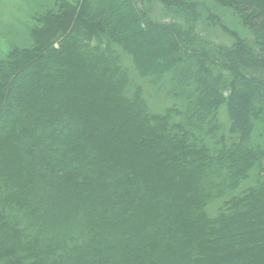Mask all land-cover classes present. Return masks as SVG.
<instances>
[{
	"label": "trees",
	"instance_id": "16d2710c",
	"mask_svg": "<svg viewBox=\"0 0 264 264\" xmlns=\"http://www.w3.org/2000/svg\"><path fill=\"white\" fill-rule=\"evenodd\" d=\"M215 1L251 40L184 0H57L0 59V264H264V0Z\"/></svg>",
	"mask_w": 264,
	"mask_h": 264
},
{
	"label": "rangeland",
	"instance_id": "374dc122",
	"mask_svg": "<svg viewBox=\"0 0 264 264\" xmlns=\"http://www.w3.org/2000/svg\"><path fill=\"white\" fill-rule=\"evenodd\" d=\"M56 1L0 0V59L5 58L13 49L28 48L32 45V30L37 26V19L55 9L57 5ZM67 1L72 2L74 0ZM184 1L190 4L197 16L199 15L201 20L197 22L198 29L211 40L225 45L231 44L234 41V36L239 39L251 40L252 33L250 30L234 14L233 10L226 7L223 3H218L215 0ZM146 8L150 17L158 20L170 19V16L163 11L160 3L151 2L146 4ZM125 64L131 67L129 60H125ZM139 83L142 85L144 95L150 105L155 107L153 110L156 111V108H161L163 105L171 106L172 101L163 96L162 92L155 94L152 84L145 80L139 81ZM40 88L41 85H39L38 89L40 90ZM219 120L224 127V131L227 130V119L224 109L220 111ZM113 148L116 157L110 160L106 158L108 162L106 164L104 161L105 169H102L105 177L110 178V180L115 179L120 162L122 163L130 159L127 155L123 156L121 152L122 150H126L127 146L116 144ZM92 162L96 161L93 160ZM209 212L213 213L212 210H209Z\"/></svg>",
	"mask_w": 264,
	"mask_h": 264
}]
</instances>
